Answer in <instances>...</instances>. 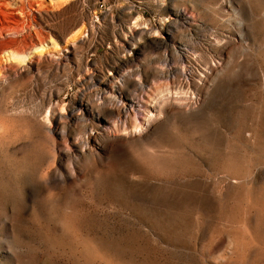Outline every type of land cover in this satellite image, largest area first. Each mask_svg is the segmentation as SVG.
<instances>
[{"label": "rangeland", "instance_id": "rangeland-1", "mask_svg": "<svg viewBox=\"0 0 264 264\" xmlns=\"http://www.w3.org/2000/svg\"><path fill=\"white\" fill-rule=\"evenodd\" d=\"M29 2L0 14L50 55L0 71V264H264V0Z\"/></svg>", "mask_w": 264, "mask_h": 264}, {"label": "bare ground", "instance_id": "bare-ground-1", "mask_svg": "<svg viewBox=\"0 0 264 264\" xmlns=\"http://www.w3.org/2000/svg\"><path fill=\"white\" fill-rule=\"evenodd\" d=\"M28 2H29V0H28ZM6 6H7L6 0H0V14L8 15V12H7L8 9L6 11L4 10V9H6ZM28 6H30V2L23 4L21 6V9H24L25 7L28 8ZM6 28H7L6 26H2L0 28V71L6 70V69L13 70V71L16 70L17 66L16 67L13 66L14 61L16 62V60H20L21 62L25 61V63H26V61L30 59V57H28V56H31V58L34 59L33 55L36 54L35 51H38L39 54H37V56L39 57V59H43L44 61H46L50 57L49 51H48L49 49L47 48V45H46L47 40L45 37L37 39L32 34H28L27 36L23 37V39H19V40H17V39L12 40L11 38L5 39V37L2 34V31H3V29H6ZM12 30H13V28L6 30V32H9ZM147 100L148 101L143 102V104L147 108L145 110L146 111V117H147L145 122L149 121L148 119L150 117H152L151 112H153L156 108L155 105L152 104L153 102L150 99H147ZM175 101H177V100H175ZM156 114H159V112ZM154 116H155V114H154ZM145 122H143V123H145ZM139 128H141V126ZM138 132H139V129L137 130L136 133H138ZM133 133H135V131H133Z\"/></svg>", "mask_w": 264, "mask_h": 264}]
</instances>
